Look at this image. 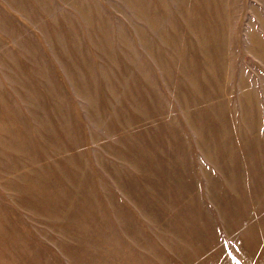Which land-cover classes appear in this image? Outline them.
<instances>
[{"label":"rangeland","instance_id":"1","mask_svg":"<svg viewBox=\"0 0 264 264\" xmlns=\"http://www.w3.org/2000/svg\"><path fill=\"white\" fill-rule=\"evenodd\" d=\"M263 109L264 0H0V264H264Z\"/></svg>","mask_w":264,"mask_h":264},{"label":"bare ground","instance_id":"2","mask_svg":"<svg viewBox=\"0 0 264 264\" xmlns=\"http://www.w3.org/2000/svg\"><path fill=\"white\" fill-rule=\"evenodd\" d=\"M240 5H241V3H240ZM238 21V20H237ZM239 32V31H238ZM243 33V32H242ZM235 40V39H234ZM255 40V39H254ZM264 110V109H263Z\"/></svg>","mask_w":264,"mask_h":264}]
</instances>
